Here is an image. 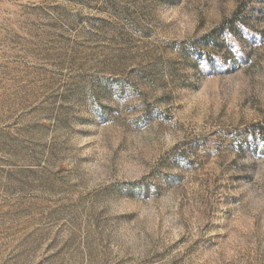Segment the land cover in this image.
Here are the masks:
<instances>
[{
  "label": "rangeland",
  "instance_id": "obj_1",
  "mask_svg": "<svg viewBox=\"0 0 264 264\" xmlns=\"http://www.w3.org/2000/svg\"><path fill=\"white\" fill-rule=\"evenodd\" d=\"M0 264H264V0H0Z\"/></svg>",
  "mask_w": 264,
  "mask_h": 264
}]
</instances>
